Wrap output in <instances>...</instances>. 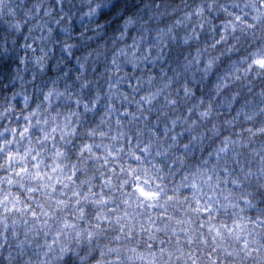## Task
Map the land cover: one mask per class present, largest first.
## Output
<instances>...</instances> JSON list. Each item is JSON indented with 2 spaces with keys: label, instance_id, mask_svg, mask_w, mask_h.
<instances>
[{
  "label": "clouds",
  "instance_id": "obj_1",
  "mask_svg": "<svg viewBox=\"0 0 264 264\" xmlns=\"http://www.w3.org/2000/svg\"><path fill=\"white\" fill-rule=\"evenodd\" d=\"M0 264H264V0H0Z\"/></svg>",
  "mask_w": 264,
  "mask_h": 264
}]
</instances>
